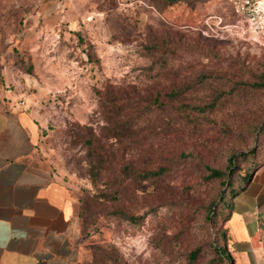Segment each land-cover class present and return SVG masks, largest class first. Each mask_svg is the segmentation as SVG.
I'll return each mask as SVG.
<instances>
[{
  "label": "rangeland",
  "instance_id": "obj_1",
  "mask_svg": "<svg viewBox=\"0 0 264 264\" xmlns=\"http://www.w3.org/2000/svg\"><path fill=\"white\" fill-rule=\"evenodd\" d=\"M234 24L227 0L0 14V80L44 126L40 155L73 200L76 264L231 263L227 185L264 161V46Z\"/></svg>",
  "mask_w": 264,
  "mask_h": 264
},
{
  "label": "crops",
  "instance_id": "obj_2",
  "mask_svg": "<svg viewBox=\"0 0 264 264\" xmlns=\"http://www.w3.org/2000/svg\"><path fill=\"white\" fill-rule=\"evenodd\" d=\"M61 0H0L10 8L51 12ZM0 80V264H76L73 200L42 158L44 126ZM223 221L234 264H264V163L229 195Z\"/></svg>",
  "mask_w": 264,
  "mask_h": 264
},
{
  "label": "built area",
  "instance_id": "obj_3",
  "mask_svg": "<svg viewBox=\"0 0 264 264\" xmlns=\"http://www.w3.org/2000/svg\"><path fill=\"white\" fill-rule=\"evenodd\" d=\"M246 40L264 46V0H227Z\"/></svg>",
  "mask_w": 264,
  "mask_h": 264
},
{
  "label": "trees",
  "instance_id": "obj_4",
  "mask_svg": "<svg viewBox=\"0 0 264 264\" xmlns=\"http://www.w3.org/2000/svg\"><path fill=\"white\" fill-rule=\"evenodd\" d=\"M172 1H174V0H170V2H172ZM158 47H159L158 44H153V46H149V48H151V49L152 48L153 49L154 48H157L158 49ZM166 51H168V52H170L172 54V52L175 51V48L169 45L167 47ZM156 57H157V60H160L162 62V61H164L167 58V55H165V53L162 52V53L158 54ZM261 83H264V79L262 80ZM179 93H180V90H172L171 92L168 93V96L170 98H175L176 96L179 95ZM156 101H157L156 99L151 100V102H156ZM204 106H207V105H204ZM101 161H103V158H101ZM231 162H232V158H231ZM262 163H264V161L259 162L258 164H255V165L251 166L250 169L246 170V172H244L242 174L243 177H241L238 181H235L234 183H232V182L231 183H228L227 188H228L229 195H232L233 196V195H235L237 193L238 190H240L241 188H243L247 184V182L249 181V179H250L252 173L255 171V169H257V167H259ZM155 172H160V171H158V170L157 171H149V172L146 171L144 173V175L153 174ZM232 172H233V168L230 167L229 175L232 174ZM211 174L212 175H215V176L216 175L218 176V175H222L223 174V171H221L219 169L213 168V169H211ZM227 201L228 200H226L224 202V204H225L224 207L225 208L227 207ZM227 217H228V212H226V215H225L224 220L227 219ZM195 252H196V250H193L191 252V256L193 258L195 257ZM230 261H231L230 264H234L233 259H231Z\"/></svg>",
  "mask_w": 264,
  "mask_h": 264
}]
</instances>
